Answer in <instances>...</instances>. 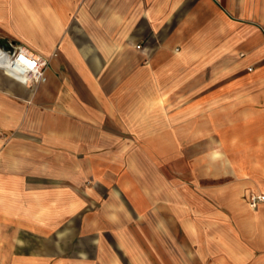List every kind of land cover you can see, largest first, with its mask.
<instances>
[{
	"label": "crops",
	"instance_id": "obj_1",
	"mask_svg": "<svg viewBox=\"0 0 264 264\" xmlns=\"http://www.w3.org/2000/svg\"><path fill=\"white\" fill-rule=\"evenodd\" d=\"M0 42L49 60L0 77V226L38 264H264V0H0Z\"/></svg>",
	"mask_w": 264,
	"mask_h": 264
},
{
	"label": "built area",
	"instance_id": "obj_2",
	"mask_svg": "<svg viewBox=\"0 0 264 264\" xmlns=\"http://www.w3.org/2000/svg\"><path fill=\"white\" fill-rule=\"evenodd\" d=\"M0 63L8 70L7 75L29 87H37L47 80L49 60L25 46L0 43ZM247 201L252 209H258L264 204V194L252 193Z\"/></svg>",
	"mask_w": 264,
	"mask_h": 264
},
{
	"label": "rangeland",
	"instance_id": "obj_3",
	"mask_svg": "<svg viewBox=\"0 0 264 264\" xmlns=\"http://www.w3.org/2000/svg\"><path fill=\"white\" fill-rule=\"evenodd\" d=\"M5 75L6 74L0 70V77H6ZM146 180L148 181L147 184H149L150 179L147 178ZM9 228L10 227L6 225L0 226V264H38L40 259H45L43 253H35L32 249L29 250V243L26 242L23 234L17 235V230L9 231ZM8 238H10L11 241L7 240ZM56 254L60 255V260L57 264H63L64 255L74 254V257H76V254L78 257H84L85 255V253L68 254L64 252ZM44 261L46 262V259Z\"/></svg>",
	"mask_w": 264,
	"mask_h": 264
},
{
	"label": "bare ground",
	"instance_id": "obj_4",
	"mask_svg": "<svg viewBox=\"0 0 264 264\" xmlns=\"http://www.w3.org/2000/svg\"><path fill=\"white\" fill-rule=\"evenodd\" d=\"M5 65H3L2 63H0V70H2L4 73H8V70L5 69Z\"/></svg>",
	"mask_w": 264,
	"mask_h": 264
},
{
	"label": "trees",
	"instance_id": "obj_5",
	"mask_svg": "<svg viewBox=\"0 0 264 264\" xmlns=\"http://www.w3.org/2000/svg\"><path fill=\"white\" fill-rule=\"evenodd\" d=\"M0 43H2V42H0Z\"/></svg>",
	"mask_w": 264,
	"mask_h": 264
}]
</instances>
